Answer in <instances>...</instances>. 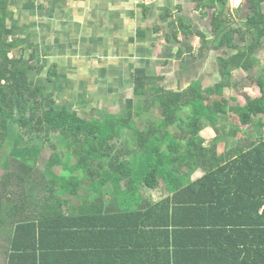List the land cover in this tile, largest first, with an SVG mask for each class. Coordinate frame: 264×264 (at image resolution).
I'll use <instances>...</instances> for the list:
<instances>
[{"label": "trees", "instance_id": "trees-1", "mask_svg": "<svg viewBox=\"0 0 264 264\" xmlns=\"http://www.w3.org/2000/svg\"><path fill=\"white\" fill-rule=\"evenodd\" d=\"M193 1L198 10H213L209 34L196 32L202 51L207 55L224 48L235 51L217 58L222 80L207 88L194 81L179 92L159 85L160 76L138 68L125 113L86 120L77 111L58 106L45 87L33 86V71L41 67L32 63V56L14 55L19 43L8 27V2L0 0L3 264H22L25 252L37 257L38 235L48 226L47 218L64 215L62 206L52 205L54 199L75 196L77 187L88 180L102 185L120 184L122 179L127 181L129 195H135L139 185L156 189L162 184L175 194L145 213L166 210L176 215L175 237L185 243L176 247L180 251L175 253V264H264V138H240L236 146L219 154V145L226 139L217 134L219 117L225 120L232 112L225 91L233 86L235 73L250 72L260 61L264 0H245L249 14L238 26L230 14L229 0ZM182 31L194 32L191 26ZM179 34L172 32L170 40L177 41ZM56 75L52 68L48 78ZM257 82L261 96L233 108L244 127H264V73ZM151 108L160 110V119L151 118ZM144 116V126L139 128L138 119ZM210 128L216 136L209 141L204 133ZM47 143L53 158L41 171L38 161ZM199 169L206 175L183 182L182 171ZM171 203L181 207H171ZM178 211L183 220H177ZM28 241L37 245L30 247Z\"/></svg>", "mask_w": 264, "mask_h": 264}, {"label": "crops", "instance_id": "crops-1", "mask_svg": "<svg viewBox=\"0 0 264 264\" xmlns=\"http://www.w3.org/2000/svg\"><path fill=\"white\" fill-rule=\"evenodd\" d=\"M7 2L11 13L8 27L19 43L14 55H23L26 59L34 57L32 63L41 68L33 74L46 71L49 77L50 70L55 69V79L64 73L68 63L74 65L71 69L77 70L78 65L94 64L99 58L111 60L116 53L112 55L109 48L137 47L151 39L153 33L182 31L193 24L202 27L208 20L210 24L213 14L212 9L198 10L193 0ZM170 35L157 36L158 40L151 43L158 46L171 41ZM138 68H145L154 76L146 67H135L130 72L133 87ZM212 134L209 141L215 138ZM218 151L222 154L225 149ZM206 173L182 171L183 182H195ZM88 181L77 187L75 196L59 197L51 202L53 206H62L64 215L45 219L48 226L39 232L37 257H33L34 252H25L22 264H175V253L180 251L176 247L185 243L182 237H175L176 215H168L166 210L145 215L151 207L173 199L175 194L169 193L166 184L156 189L139 185L135 187L136 194L129 195L125 179L120 184L110 179L112 182L102 185ZM177 205L181 207L180 203H171V207ZM131 212L141 213L132 215ZM182 218L178 211L177 220ZM28 243L30 247L37 245L32 241Z\"/></svg>", "mask_w": 264, "mask_h": 264}, {"label": "rangeland", "instance_id": "rangeland-1", "mask_svg": "<svg viewBox=\"0 0 264 264\" xmlns=\"http://www.w3.org/2000/svg\"><path fill=\"white\" fill-rule=\"evenodd\" d=\"M229 5L235 26H238L240 22L246 20L249 14L247 3L242 0L240 4H236L233 0H229ZM208 21L203 23L202 27L191 25L194 31L192 34L187 35L183 31H179L178 40H173L174 42L171 40L158 46L151 43V41L158 40L157 36L163 38L167 34L170 35L173 32L171 29L167 33H153V38L142 41L137 47L127 45V48H109L112 55L116 53V56H112L111 60L106 58L105 61H101L103 58H99L94 64L78 65L77 70L71 69L74 65L68 63L64 73L57 79L50 80L46 71L43 74L35 72L31 78L32 84L33 86H45L49 92L54 93L58 106L77 111L79 116L86 120L93 118L101 120L107 113H125L126 99L132 96L133 88L130 72L134 71L135 67H146L149 72L153 73L152 75L160 76L162 81L159 85L166 89H185L194 81L201 82L204 88L214 86L222 80L217 58L228 57L235 51L224 48L215 53H209V55L202 51L200 38L196 32L202 31L209 34L210 24ZM237 41L239 42V40ZM109 50L105 49L106 52ZM257 58L260 61L255 69L250 72L237 71L232 80L233 86L225 91V96L230 104L229 111L233 113L231 112L225 120L219 117L220 126L217 127V134L226 139V142L220 143V150L236 146L232 143L233 141L240 138L243 141L247 136L250 137L248 140L264 138V127L259 125L241 126L239 116L233 110L236 105L244 106L248 100L261 96L257 81L264 73V49L258 53ZM159 111L156 108H151L149 112L151 118L160 119ZM144 123L145 116L144 119H138L139 128H142ZM211 129L204 133L207 139L212 134ZM239 129L241 130L236 134L239 137L237 139L233 135ZM213 134L216 136V133ZM228 141L230 142L228 143ZM128 142L127 138L125 143L128 144ZM57 143L59 142L57 141ZM51 158H53V150L51 144L47 143L39 157V170L42 171ZM1 168L0 160V179L3 175ZM3 261L4 256L0 255V264H3Z\"/></svg>", "mask_w": 264, "mask_h": 264}, {"label": "bare ground", "instance_id": "bare-ground-1", "mask_svg": "<svg viewBox=\"0 0 264 264\" xmlns=\"http://www.w3.org/2000/svg\"><path fill=\"white\" fill-rule=\"evenodd\" d=\"M233 2H234V3H237V2H238V0H233Z\"/></svg>", "mask_w": 264, "mask_h": 264}]
</instances>
